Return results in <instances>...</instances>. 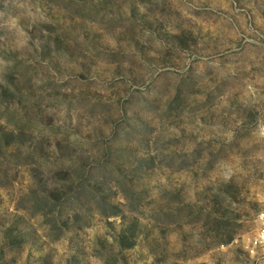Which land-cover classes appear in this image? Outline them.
Here are the masks:
<instances>
[{
	"label": "rangeland",
	"instance_id": "1",
	"mask_svg": "<svg viewBox=\"0 0 264 264\" xmlns=\"http://www.w3.org/2000/svg\"><path fill=\"white\" fill-rule=\"evenodd\" d=\"M264 0H0V264H264Z\"/></svg>",
	"mask_w": 264,
	"mask_h": 264
},
{
	"label": "built area",
	"instance_id": "2",
	"mask_svg": "<svg viewBox=\"0 0 264 264\" xmlns=\"http://www.w3.org/2000/svg\"><path fill=\"white\" fill-rule=\"evenodd\" d=\"M255 244L264 254V212L260 213L258 216V229L255 237Z\"/></svg>",
	"mask_w": 264,
	"mask_h": 264
}]
</instances>
